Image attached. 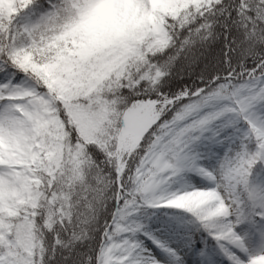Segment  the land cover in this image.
<instances>
[{
	"label": "snow or ice",
	"instance_id": "snow-or-ice-1",
	"mask_svg": "<svg viewBox=\"0 0 264 264\" xmlns=\"http://www.w3.org/2000/svg\"><path fill=\"white\" fill-rule=\"evenodd\" d=\"M0 264H264V0H0Z\"/></svg>",
	"mask_w": 264,
	"mask_h": 264
}]
</instances>
